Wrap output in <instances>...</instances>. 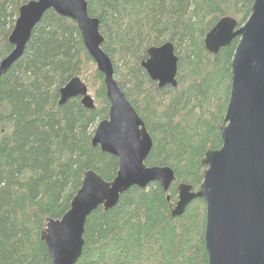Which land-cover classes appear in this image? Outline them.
<instances>
[{
    "label": "trees",
    "instance_id": "16d2710c",
    "mask_svg": "<svg viewBox=\"0 0 264 264\" xmlns=\"http://www.w3.org/2000/svg\"><path fill=\"white\" fill-rule=\"evenodd\" d=\"M30 1L0 0V63L13 50L8 39L19 9ZM253 1L85 0L114 79L152 140L144 165L168 167L175 180L167 193L158 183L133 187L112 209L93 211L76 264H207L204 201L194 199L181 216L171 212L178 185L197 192L202 159L222 144L238 39L210 54L204 38L226 17L242 26ZM165 43L177 57V87L159 88L141 66L149 48ZM88 70L95 108L85 109L79 97L59 105V90ZM109 106L76 24L47 11L0 76V264H52L41 240L48 220L67 213L88 171L115 179L117 158L91 144Z\"/></svg>",
    "mask_w": 264,
    "mask_h": 264
},
{
    "label": "water",
    "instance_id": "95a60500",
    "mask_svg": "<svg viewBox=\"0 0 264 264\" xmlns=\"http://www.w3.org/2000/svg\"><path fill=\"white\" fill-rule=\"evenodd\" d=\"M50 10L76 24L85 49L103 75L110 106L91 144L118 160L116 177L110 183L92 171L85 173L70 209L61 219L48 220L41 232L52 264H76L84 245V226L93 211L112 209L133 187L145 189L158 183L167 192L175 177L168 167L144 165L152 140L113 78L111 61L101 49L98 20L89 16L85 0H33L21 6L8 39L13 50L0 63V76L22 56L32 29ZM236 38L229 99L219 129L221 147L207 151L202 159L205 171L197 192L189 185H178V200L171 212L178 217L194 199L204 201L207 264H264V0L253 1L240 27L228 17L217 22L205 36L204 46L216 54ZM141 66L159 88L177 87V57L171 43L149 48ZM59 94L60 105L80 97L85 109L95 108L78 77Z\"/></svg>",
    "mask_w": 264,
    "mask_h": 264
},
{
    "label": "rangeland",
    "instance_id": "374dc122",
    "mask_svg": "<svg viewBox=\"0 0 264 264\" xmlns=\"http://www.w3.org/2000/svg\"><path fill=\"white\" fill-rule=\"evenodd\" d=\"M92 69V68H91ZM95 69H96V66H95ZM90 74H91V71L90 70H88V72H86V74H85V79L83 80L82 79V81L83 82H85V85L87 86V88H88V93H89V95L93 98V100H94V94H93V92H91L90 90H89V81H91L90 80ZM89 79V81L87 82V80ZM94 103H95V101H94Z\"/></svg>",
    "mask_w": 264,
    "mask_h": 264
},
{
    "label": "bare ground",
    "instance_id": "6f19581e",
    "mask_svg": "<svg viewBox=\"0 0 264 264\" xmlns=\"http://www.w3.org/2000/svg\"><path fill=\"white\" fill-rule=\"evenodd\" d=\"M81 35V34H80ZM82 39V38H81ZM83 42V41H82ZM84 45V44H83ZM87 51V50H86ZM88 53V52H87ZM89 55V54H88ZM106 55V54H105ZM90 56V55H89ZM107 56V55H106ZM108 57V56H107ZM91 58V57H90ZM92 59V58H91ZM110 60V59H109ZM92 61H93V59H92ZM111 61V60H110ZM94 62V61H93ZM94 64H95V62H94ZM112 64V63H111ZM95 66H96V64H95ZM113 67V66H112ZM96 70H97V67H96ZM98 71V70H97ZM99 72V71H98ZM100 73V72H99ZM101 74V73H100ZM102 75V74H101ZM103 76V75H102ZM113 78H114V71H113ZM115 80V79H114ZM85 84V83H84ZM103 84H104V82H103ZM87 87V86H86ZM105 88V87H104ZM87 90H88V88H87ZM60 91V90H59ZM88 95H89V93H88ZM90 96V95H89ZM80 98V97H79ZM92 98V97H91ZM107 98V97H106ZM93 99V98H92ZM108 100V99H107ZM127 100V99H126ZM59 101H60V94H59ZM80 101H81V98H80ZM93 102H94V100H93ZM109 102V101H108ZM81 103V102H80ZM60 105V104H59ZM109 110V109H108ZM98 147V146H97ZM101 150V149H100ZM153 184V183H152ZM149 186V185H148ZM164 191V190H163ZM165 192V191H164ZM167 193V192H166Z\"/></svg>",
    "mask_w": 264,
    "mask_h": 264
}]
</instances>
